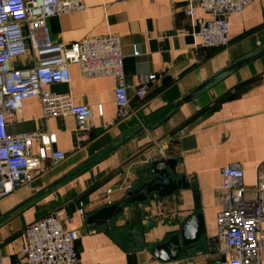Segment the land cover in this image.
I'll use <instances>...</instances> for the list:
<instances>
[{
  "label": "crops",
  "instance_id": "1",
  "mask_svg": "<svg viewBox=\"0 0 264 264\" xmlns=\"http://www.w3.org/2000/svg\"><path fill=\"white\" fill-rule=\"evenodd\" d=\"M188 0H84L85 9L47 19L50 40L67 46L107 34L119 36L128 107L117 119L111 78L83 79L70 65V83L49 88L69 94L74 104L94 111L91 127L79 132L74 117L43 118L38 99L23 101L10 135L36 134L31 152L62 151L65 159L44 168L26 185L0 200V264H18L24 229L53 212L65 230L77 232L76 264H217L216 215L225 191L220 171L236 164L244 185L252 189L264 163V56L226 75L193 100L177 102L235 61L264 47V0L229 18V44L201 46L196 19H210L197 9L182 10ZM189 30L191 35L183 34ZM193 33V34H192ZM28 59L14 60L16 68ZM143 100L135 92L148 76ZM101 108V114L99 109ZM183 132V134H182ZM80 138V140H79ZM79 140V141H78ZM176 160L174 173L191 185L172 198L126 204L111 225H87L100 208L127 199L138 172L157 159ZM79 204L84 214L78 213ZM198 212L204 235L193 247L168 262L151 251L179 233L184 220ZM264 264V223L261 226Z\"/></svg>",
  "mask_w": 264,
  "mask_h": 264
},
{
  "label": "built area",
  "instance_id": "2",
  "mask_svg": "<svg viewBox=\"0 0 264 264\" xmlns=\"http://www.w3.org/2000/svg\"><path fill=\"white\" fill-rule=\"evenodd\" d=\"M255 1L188 0L182 13L187 18H194L197 9L208 14V20L196 19L194 35L206 49H223L229 44V18L241 14ZM84 9V0H0V200L28 184L43 170L48 157L52 164H58L66 157L62 151H52L47 156L44 147L34 155L31 147L36 134L7 133V124L16 120L24 100L38 99L43 118L70 115L79 132L91 127L95 114L91 108L74 104L69 94L49 90L54 85L70 83V65L78 66L83 79L111 78L115 84L117 119L127 113L124 56L119 36L107 34L67 46L54 45L50 40L47 19ZM183 34L191 35L189 30H184ZM24 58L29 60V65L11 66L14 60ZM155 77L150 75L142 82L135 92L137 98H145L148 84ZM220 188L225 194L223 208L216 215L215 244L219 264H262L264 163L258 169L252 189L244 185L243 171L238 165L223 167ZM78 213L84 214L83 204H79ZM24 237L18 264L77 262V232L65 230L57 212L26 226Z\"/></svg>",
  "mask_w": 264,
  "mask_h": 264
},
{
  "label": "water",
  "instance_id": "3",
  "mask_svg": "<svg viewBox=\"0 0 264 264\" xmlns=\"http://www.w3.org/2000/svg\"><path fill=\"white\" fill-rule=\"evenodd\" d=\"M262 56H264V47L253 54L240 58L194 88L191 92L182 97L177 102L176 106L188 103L200 93L211 88L226 75ZM175 165L176 160L173 158L152 161L138 172L134 189L127 193V199L100 208L96 213L86 218V224L100 228L111 225L112 221L122 213L123 206L126 204H132L134 202L141 204L146 203L152 196L157 199L172 198L179 190L191 188V185L186 182L183 175L174 173ZM204 233L205 228L202 216L200 213L195 212L184 220L179 233L172 234L167 240L156 245L151 251V254L159 261H173L177 259L184 250L196 245ZM217 264H219V262Z\"/></svg>",
  "mask_w": 264,
  "mask_h": 264
}]
</instances>
